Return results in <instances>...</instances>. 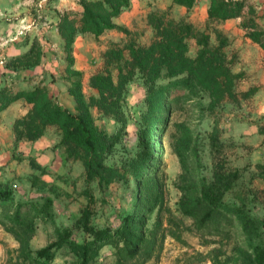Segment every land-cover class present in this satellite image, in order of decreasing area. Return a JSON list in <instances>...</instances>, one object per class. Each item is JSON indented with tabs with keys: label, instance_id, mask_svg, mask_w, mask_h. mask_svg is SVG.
I'll return each mask as SVG.
<instances>
[{
	"label": "trees",
	"instance_id": "1",
	"mask_svg": "<svg viewBox=\"0 0 264 264\" xmlns=\"http://www.w3.org/2000/svg\"><path fill=\"white\" fill-rule=\"evenodd\" d=\"M171 2L189 10L196 0ZM207 2L208 20L238 18L245 8L244 0ZM79 4L81 11L77 20L63 16L57 25L64 43L65 70L70 81L68 94L74 100L75 113L53 101L40 86L14 94L0 87V112L17 100L31 105L26 116L16 121L17 138L23 134L25 139L33 141L42 135L46 126L56 128L65 158L82 164L85 203L71 226L55 227L53 239L32 250L29 242L35 232V221L53 224L52 203L60 196L57 187L32 176L31 186L43 195L22 201L13 197L7 182L0 181V227L16 243L14 250L5 249V264H49L55 252L64 246L74 256V264H96L103 247L110 248L107 264H156L166 238L186 244L181 237L183 232L192 233L198 239V244L206 249L209 264H264V223L242 201L233 205L224 203L239 173L218 164L216 151L221 145L217 141L210 139L211 148L216 151L211 154V174L206 178L200 172L197 150L190 144L189 130L182 128L179 136L172 138L170 148L183 174L176 203L179 216L166 206L163 173L148 163L157 157L158 135L167 110L187 101H195L204 110H213L231 92L232 77L218 50L210 49L205 36H201L196 40L195 56L188 57L184 38L190 34L191 26L181 23L159 29L156 40L145 47L128 48V58L120 52L114 53L111 69L117 71L116 83L109 71L90 78L91 86L98 93L94 102L117 124L114 132L106 133L94 125L80 91L81 73L72 68V44L77 34L98 37L107 30L120 29L113 19L129 8L130 0H80ZM241 27L251 30L247 33L248 39L264 52L262 35L247 27L246 22ZM28 54L14 60L26 58ZM134 78L143 88L142 108L135 120V143L131 151L121 153L119 166H109L104 162L106 157L114 153L126 133L121 103L126 97V86ZM187 152L194 160L195 170L186 165ZM29 165L43 172L32 159ZM114 180L130 185L131 208L116 213L114 226L97 224L94 222L96 199L89 184L94 181L103 188ZM183 218L190 223L186 224ZM76 233L78 238L74 236Z\"/></svg>",
	"mask_w": 264,
	"mask_h": 264
},
{
	"label": "rangeland",
	"instance_id": "2",
	"mask_svg": "<svg viewBox=\"0 0 264 264\" xmlns=\"http://www.w3.org/2000/svg\"><path fill=\"white\" fill-rule=\"evenodd\" d=\"M244 1L245 8L240 17L217 21L207 19L199 0L189 10L173 5L171 0H130L129 8L115 19L120 29L103 32L98 37L77 34L73 40L72 68L81 73L80 91L89 106L94 125L106 133L114 132L117 124L94 102L98 93L91 86L90 78L109 71L116 83L117 71L111 69L114 53L120 52L128 58V48L145 47L156 40L159 29L181 23L191 26L190 34L184 38L188 57L195 56L196 40L201 36H205L210 49L216 48L220 53L232 77L231 92L213 110H204L195 101L181 102L167 110L164 126L158 135L157 157L148 162L163 173L165 203L177 216L178 185L183 174L170 143L173 137L179 136L180 129L187 128L190 144L199 156L202 175L209 178L211 174V154L216 150L211 148L210 139L221 145L216 151L218 164L239 173L232 190L225 195L224 203L233 205L242 201L249 212L264 223V52L248 39L247 33L251 30L241 27V23L246 22L247 27H253L264 38V0ZM79 2L0 0V87L14 94L40 86L53 101L75 113L74 100L68 94L70 81L65 70L64 43L57 25L63 16L74 20L79 18ZM27 52L30 54L26 58L14 60ZM142 99V85L134 78L126 86V97L121 103L126 133L114 153L106 157L105 164L119 166L121 153L132 150L135 120L142 108ZM30 108L31 105L23 100H17L0 112V181L7 182L13 197L22 201L43 195L31 186L32 176L56 185L60 196L52 203L53 224L35 221V232L29 242L31 249L35 250L53 239L55 227H69L77 218L85 203V183L81 162L65 158L55 127L46 126L42 135L33 141L25 139L23 134L17 138L16 121L24 118ZM18 130L22 131L21 127ZM186 158L187 167L194 169L190 152ZM29 159L43 172L32 169ZM89 189L96 199L94 222L97 224L114 226L117 224L116 213L131 208L130 185L127 187L114 180L101 188L93 181ZM183 221L190 223L185 218ZM74 236L78 238L77 233ZM181 237L185 245L170 238L164 240L156 264H209L206 249L198 244L192 233L183 232ZM15 248L14 240L0 227V264H5V249ZM99 253L96 264H107L110 248L103 247ZM74 262V256L64 246L55 252L49 264Z\"/></svg>",
	"mask_w": 264,
	"mask_h": 264
},
{
	"label": "crops",
	"instance_id": "3",
	"mask_svg": "<svg viewBox=\"0 0 264 264\" xmlns=\"http://www.w3.org/2000/svg\"><path fill=\"white\" fill-rule=\"evenodd\" d=\"M197 2H198V0H196ZM199 2L203 5V7L205 8V11H206V8H207V6H208V2H207V0H199ZM116 19V18H115ZM115 19H113V22L117 25V22H116V20ZM107 31H109V30H107ZM106 32V31H105ZM1 254H2V251H1V249H0V257H1Z\"/></svg>",
	"mask_w": 264,
	"mask_h": 264
}]
</instances>
